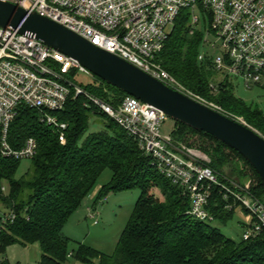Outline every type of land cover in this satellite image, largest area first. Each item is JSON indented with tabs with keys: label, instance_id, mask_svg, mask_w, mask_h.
Wrapping results in <instances>:
<instances>
[{
	"label": "trees",
	"instance_id": "trees-1",
	"mask_svg": "<svg viewBox=\"0 0 264 264\" xmlns=\"http://www.w3.org/2000/svg\"><path fill=\"white\" fill-rule=\"evenodd\" d=\"M200 13L205 16L202 9ZM190 22L191 12L185 9L177 18L158 63L187 90L213 102L230 117H242L264 137V112L238 99L232 80H213L218 76L208 56L204 61L198 59L207 22L203 19V27L193 35ZM77 77L75 71L69 76L75 82ZM94 80L88 85L77 84L114 106L129 96L101 79ZM258 87L264 90V85ZM84 103L83 98L72 95L65 109L54 114L67 124L65 144L60 142L59 131L42 123L35 109L21 107L11 124L8 140L13 148H21L33 138L38 150L30 160L29 171L20 176L22 160L0 157V211L14 217L4 225L0 219V254L5 259L12 245L38 244L42 264H66L70 258L83 264H264V232L247 241H236L218 227L232 220L237 208H227L218 188L213 189L208 207L214 222L194 220L187 214L190 200L158 172L136 141L114 121ZM93 118L100 128L87 134ZM172 137L178 146L205 153L221 182L230 187L232 183L247 182L249 191L264 203L260 176L238 152L213 136L178 122ZM106 170L111 171L112 179L102 186L96 205L110 194L135 189L140 191V198L113 255L83 244L71 253L72 241L63 230ZM5 264H9L7 259Z\"/></svg>",
	"mask_w": 264,
	"mask_h": 264
},
{
	"label": "built area",
	"instance_id": "built-area-1",
	"mask_svg": "<svg viewBox=\"0 0 264 264\" xmlns=\"http://www.w3.org/2000/svg\"><path fill=\"white\" fill-rule=\"evenodd\" d=\"M2 1L63 25L171 89L208 105L157 61L180 13L189 9L190 34L199 30L204 19L207 29L203 44L223 56H208L214 70L221 74L218 81L240 80L247 89L264 85V0ZM200 9L205 12L202 19L196 15ZM206 56L200 54L199 61H204ZM73 71L77 76L90 73L73 58L36 39L0 27L1 158L32 160L36 156L38 143L35 139H29L21 148H13L8 140L9 128L21 107L37 110L41 122L58 130L60 142L65 144L67 124L54 114L63 111L74 95L83 98L86 107L114 121L136 141L158 172L190 200L187 214L191 218L202 223L214 222L208 207L213 189L218 188L228 203L227 208L237 207L236 213L243 218V240L264 232V203L249 191L247 182L228 186L209 166L211 159L205 153L176 145L172 136L163 137L161 128L169 117L161 110L132 96H126L114 106L71 80L69 76ZM211 87L216 90L215 84ZM212 108L224 114L221 108ZM232 119L247 125L240 118ZM88 212L92 219H97L96 209L89 208ZM0 219L4 225L14 217L0 211ZM5 262L0 254V264Z\"/></svg>",
	"mask_w": 264,
	"mask_h": 264
},
{
	"label": "water",
	"instance_id": "water-1",
	"mask_svg": "<svg viewBox=\"0 0 264 264\" xmlns=\"http://www.w3.org/2000/svg\"><path fill=\"white\" fill-rule=\"evenodd\" d=\"M0 27L36 39L73 58L108 85L154 106L178 123L213 136L250 163L264 184V137L253 128L171 89L128 61L36 12L0 0Z\"/></svg>",
	"mask_w": 264,
	"mask_h": 264
},
{
	"label": "rangeland",
	"instance_id": "rangeland-1",
	"mask_svg": "<svg viewBox=\"0 0 264 264\" xmlns=\"http://www.w3.org/2000/svg\"><path fill=\"white\" fill-rule=\"evenodd\" d=\"M197 17L202 19V14L200 11H196ZM203 25H200V30ZM171 28L169 29V31ZM211 41L213 39H210ZM214 42V41H213ZM200 54L207 56H220V52H214L211 50L208 44H204L200 49ZM223 58V56L221 55ZM218 79L213 80L218 81L221 74L217 73ZM76 81L84 85L93 83V76L88 74H80ZM214 81V82H215ZM234 94L235 96L242 100L246 105L259 108L264 112V90L261 87H253L247 89L240 80H232ZM211 107H217L213 102L203 99ZM222 110V109H221ZM224 112V111H222ZM224 114H227L224 112ZM232 118H240L244 121L242 117L233 116ZM97 119H92L90 123V129L87 134L96 132L99 130L100 126L97 125ZM176 121L168 118L161 128V133L163 137H170L175 131ZM31 168L30 160H22L21 166L19 168V176L24 175ZM112 179V173L110 170H106L101 178L99 179L98 186H103L108 184ZM96 187V188H97ZM95 188V189H96ZM140 191L138 189L120 193V194H110L106 201H103L96 205V210L98 213L97 219H92L89 215V209L85 203L83 206L75 212L68 223L66 224L63 234L68 237L72 242L69 247V252L76 250L78 244H83L89 246L102 254L113 255L116 251L119 239L128 225L130 218L132 216L134 207L138 199L140 198ZM92 208V204L89 205ZM95 207V206H94ZM97 221V222H96ZM243 222L242 216L237 212L235 217L230 220L226 225L218 226L222 233L231 239L236 241L242 238L243 229L241 223ZM6 259L9 264H42V252L38 244L22 246L20 244H15L10 246L6 251ZM97 263V261H95ZM66 264H83L76 261L74 258H70Z\"/></svg>",
	"mask_w": 264,
	"mask_h": 264
},
{
	"label": "crops",
	"instance_id": "crops-1",
	"mask_svg": "<svg viewBox=\"0 0 264 264\" xmlns=\"http://www.w3.org/2000/svg\"><path fill=\"white\" fill-rule=\"evenodd\" d=\"M102 186H98L94 191L93 193L88 197V199L86 200V203L85 205L87 206V209L90 208V204H92L91 207H96V204H95V199L99 193V191L101 190ZM96 209V208H95Z\"/></svg>",
	"mask_w": 264,
	"mask_h": 264
}]
</instances>
